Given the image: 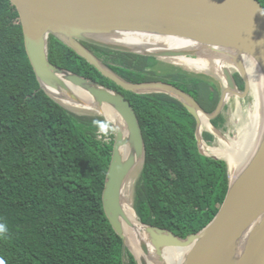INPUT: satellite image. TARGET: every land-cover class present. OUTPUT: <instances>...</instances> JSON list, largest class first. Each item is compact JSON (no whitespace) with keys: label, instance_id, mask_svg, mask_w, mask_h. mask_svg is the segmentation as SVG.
<instances>
[{"label":"trees","instance_id":"obj_1","mask_svg":"<svg viewBox=\"0 0 264 264\" xmlns=\"http://www.w3.org/2000/svg\"><path fill=\"white\" fill-rule=\"evenodd\" d=\"M79 41L127 82L170 83L211 114L220 104V86L210 77L175 67L164 72L156 56ZM48 58L121 92L133 105L146 147L133 191L138 219L181 239L203 230L230 189L228 163L200 147L201 138L212 144L215 136L200 133L196 117L176 96L123 89L54 33ZM232 74L244 91L240 71ZM211 122L222 128L223 113ZM117 129L102 113L71 107L43 85L27 53L16 6L0 0V224L7 229L0 236V264H139L110 223L102 199ZM177 247L164 254L153 249L159 256L180 258L193 249Z\"/></svg>","mask_w":264,"mask_h":264},{"label":"water","instance_id":"obj_2","mask_svg":"<svg viewBox=\"0 0 264 264\" xmlns=\"http://www.w3.org/2000/svg\"><path fill=\"white\" fill-rule=\"evenodd\" d=\"M10 1L16 6L21 16L26 50L43 85L60 91L66 90L67 85L59 74V71H63L67 73L66 77L74 85L82 86L89 91L95 104L113 106L127 124V135L120 128L117 129L113 156L102 196L110 223L116 233L126 241L124 222H128V219L123 210V188L146 153L138 115L129 99L121 92L106 88L95 80L61 69L53 64L48 58L50 33L63 38L103 75L112 79L123 89L133 92L162 90L176 96L196 117L200 129V112L207 115L211 122L222 112L228 91L242 98L249 94L250 81L240 54L254 56L264 67V6L259 0ZM113 29L195 38L235 49L239 55L234 62L246 83L245 90L244 92L239 91L233 74L230 70H225L229 86L221 92L220 104L211 114L205 111L194 97L170 83L163 81L127 82L108 70L79 41L82 39L109 48L133 52L81 36L82 34L87 36L110 35L113 34L110 32ZM143 55L162 59L159 55ZM167 55L179 54L169 53ZM127 144L131 145L133 151L130 156L124 157L123 148ZM224 160L227 162L226 159ZM263 216L264 147L257 161L235 185L232 183L230 173V189L220 211L199 233L181 239L169 230L143 224L150 228L152 243L158 250L167 247L190 246L196 242L184 264H225L227 254L237 238L249 224ZM137 260L141 264L138 258ZM241 264H264V224L256 241L248 246Z\"/></svg>","mask_w":264,"mask_h":264},{"label":"bare ground","instance_id":"obj_3","mask_svg":"<svg viewBox=\"0 0 264 264\" xmlns=\"http://www.w3.org/2000/svg\"><path fill=\"white\" fill-rule=\"evenodd\" d=\"M110 32L113 33L110 34V36L107 34H101L87 37L92 40L119 46L142 54L167 57L166 55L169 53H178L179 56L177 58H173L175 60L174 64L183 66L187 68V70L188 68H196L200 70L199 72H209L214 75L218 74L225 88L229 86L225 70L232 65L234 59L239 55L235 49L222 47L201 39L150 34L126 29H113ZM188 56H191L194 59H190ZM240 58H242L249 73L250 85L252 88L254 87L256 91L257 114L253 116L250 131L242 133L237 141L233 139L228 140V138L224 139L223 134L213 126L209 117L200 112L201 129L203 130L205 128L206 130L216 133L219 138V143L221 144L215 149L212 146H209V151L213 156L221 157L227 160L233 185H235L242 178L243 174L249 170L251 165L257 161L264 147V67L257 58L250 54H240ZM208 63H212L213 66H216V71H212ZM61 76L63 82L67 85L66 90L64 89L60 91L47 86V89L54 96L60 99L61 97H64V91H66L72 97V99L68 97L71 101L64 100L68 103L67 105H77L76 103L88 105L90 103H94L93 97L87 89L81 86H76L68 80L67 77L60 74V77ZM231 94L232 91L227 92V99H229ZM61 100H63V98H61ZM71 107H74V105ZM100 113L115 123L118 128L125 133V135L128 134V127L125 120L113 106L109 104L101 106ZM242 125H244V123ZM128 145L129 147L126 157L130 156L133 151L131 145ZM203 146L205 145L203 144ZM127 183L128 186L133 185L134 178L132 180L129 179L125 185ZM124 189H126L125 186L123 188L122 197L126 195V191ZM123 210L128 219V222H124L127 245L135 253L141 264H159L160 261L164 262V264H184L186 262L191 252L184 258L177 256H159L155 250L164 254L167 248L170 247L163 248L161 250H158L155 247L151 240V233L148 231V233L146 232L143 223L138 219L132 204L123 202ZM263 224L264 216L258 218L246 227L229 250L225 264H241L248 246L256 241ZM150 241L155 250L153 249ZM195 243L196 242L190 245L189 248L191 246L194 247ZM172 248L178 249V247ZM173 257L176 258L173 259Z\"/></svg>","mask_w":264,"mask_h":264},{"label":"rangeland","instance_id":"obj_4","mask_svg":"<svg viewBox=\"0 0 264 264\" xmlns=\"http://www.w3.org/2000/svg\"><path fill=\"white\" fill-rule=\"evenodd\" d=\"M81 36L84 38H88L87 35H85V34H82ZM166 56L167 57H165V56L161 57L162 61L164 62L160 65V68L162 71L165 72L168 70H172V69H174V67L180 68V69L186 70V71L191 72V73L210 77V79L217 82V84L220 86L221 92L225 88L224 84L221 81V79L219 78L218 74L214 75L213 73H209V72H206V73L205 72H199L200 70H198L196 68H195L196 70L192 69V68H188V70H187V68H185L183 66H179V65L174 64L175 60L173 58H177L179 55H166ZM188 57L190 59H194L191 56H188ZM240 59L243 62L242 58H240ZM208 64L210 65L212 71H216L215 70L216 66H213L212 63H208ZM243 64H244V62H243ZM189 69H191V70H189ZM226 70H230L231 73H232V71H236L237 70L236 63L232 62V65H230L228 67V69H226ZM247 74L249 77L248 71H247ZM225 75H226V73H225ZM227 81H228V79H227ZM228 85H229V81H228ZM237 89H238V86H237ZM241 92H244V91H241ZM255 93H256V91H255L254 87L252 88L250 85V91L246 97L242 98V97H239L235 94H231L229 96V99H226L225 107L222 110L223 116L225 118V122L223 123L222 128H216L223 134L224 139L228 138V140L233 139V140L237 141V140H239V137L242 133L250 131L253 116L257 114V107H256L257 100H256ZM68 97H70L72 99V97L66 91H64V97H61V98H63V100H61V98L60 99L58 98V99L61 100L62 102H64L65 104H68L65 102V101H71ZM76 104L77 105L73 104L74 107L90 108V109H93L97 112H100L101 106H99L95 103H90L88 105L80 104V103L79 104L76 103ZM73 105L71 104L70 106H73ZM79 105H81V106H79ZM243 123L245 126L242 125ZM203 130H206V129L204 128ZM201 131H202V129L200 127V133H201ZM206 131H209V130H206ZM210 133H212L215 136L214 142L212 144H208L201 138L200 147H201L202 152L209 154L210 156H213L211 154V152L209 151V146H212L215 149L216 147H219L221 144L219 143L218 135L216 133H213V132H210ZM203 144L205 146H203ZM137 177H138L137 170H134V172L128 178V180L129 179L132 180L134 178L133 185L128 186V183L125 185L126 189H124V190L126 191V195L123 196V202L124 203L133 204L134 184H135ZM128 180H127V182H128ZM145 230H146V228H145ZM146 232H147V230H146ZM174 258H176V257H173V259ZM159 264H164V262L160 261ZM167 264H170V263H167Z\"/></svg>","mask_w":264,"mask_h":264},{"label":"clouds","instance_id":"obj_5","mask_svg":"<svg viewBox=\"0 0 264 264\" xmlns=\"http://www.w3.org/2000/svg\"><path fill=\"white\" fill-rule=\"evenodd\" d=\"M103 131V129H101ZM7 229L6 226L3 224H0V236H3L6 233Z\"/></svg>","mask_w":264,"mask_h":264}]
</instances>
